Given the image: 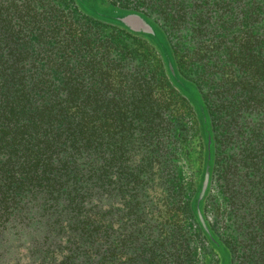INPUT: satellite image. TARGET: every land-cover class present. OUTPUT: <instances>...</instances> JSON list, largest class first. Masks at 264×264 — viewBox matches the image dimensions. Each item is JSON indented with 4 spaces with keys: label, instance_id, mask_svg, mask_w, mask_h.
Instances as JSON below:
<instances>
[{
    "label": "trees",
    "instance_id": "16d2710c",
    "mask_svg": "<svg viewBox=\"0 0 264 264\" xmlns=\"http://www.w3.org/2000/svg\"><path fill=\"white\" fill-rule=\"evenodd\" d=\"M106 1L127 9L168 7L179 30L204 37L199 42L208 41L214 55L229 62L224 87L198 84L176 65L166 29L149 23L173 57L168 67L156 50L161 75L176 90L172 75L189 83L188 101L200 125L202 178L193 173L180 185L197 184L182 209L206 246L199 264H264V0ZM186 7H198L190 27ZM77 9L0 0V243L4 252L25 249L29 262L23 264H171L180 253L152 235L147 202L155 178L164 177L159 168L167 141L175 143L179 133L162 122L166 108L152 97L150 77L104 65L92 49L84 53L97 40V27L102 33L117 25ZM72 13L91 24L80 28ZM116 35L131 46L113 49L110 61L127 59L137 67L132 34L118 28ZM215 186L225 195L219 208L209 200ZM214 208L234 233L216 231L207 217Z\"/></svg>",
    "mask_w": 264,
    "mask_h": 264
},
{
    "label": "rangeland",
    "instance_id": "374dc122",
    "mask_svg": "<svg viewBox=\"0 0 264 264\" xmlns=\"http://www.w3.org/2000/svg\"><path fill=\"white\" fill-rule=\"evenodd\" d=\"M7 1L9 2L10 0ZM11 1L22 4L23 7H30L31 5V7H37L39 9L62 7L65 12L67 8H81L83 14L81 10L77 9L81 11V15H88L97 20V22L117 25L116 30L111 29L112 27L107 25V28L102 33L97 27V40L92 42L89 47H86L84 53L90 54L89 52L92 49V51L97 52V58H101L104 65L106 63L111 65L114 64V67L119 70H121L123 65L129 68H136L138 70V75L143 76L144 74L146 77H150L151 82H153L152 97H155L157 102L166 108L162 113L161 120L163 123L169 124L173 133H179V136L178 141L175 143L167 141L169 149L166 150L163 163L160 164L159 168L162 171L164 169V177L162 180L160 177H156L154 187L149 191L150 195L147 205L149 209L152 210L150 215L152 219H150L149 224L153 226L152 235L156 234L158 236L156 238L161 240L160 242L163 243H161L162 245L180 253V257L171 264H199L200 253H202L206 246L203 247L204 243L195 235L197 226L195 219L182 209L184 207V202L192 199V189L196 188L197 184L191 189L187 188V186L183 187V189L180 188V185L186 183L187 177H189L188 175L190 174L194 173L198 182L201 180V171L203 170V161L205 158L198 118H196L188 101L192 88L182 77L172 75L171 78L177 88L176 90L174 86L167 83L161 75L162 65L159 55L162 57L166 66L171 67L173 65V57L161 33L154 28L153 33L146 36L141 29H132L122 21V18L129 12L141 15L139 14L140 10H150V15L147 16L142 14L144 18L141 17L154 26L158 24L161 28L164 27V30L166 29V33L170 37V40L172 38V41L175 43L176 52L174 57L176 65L181 72L185 71L191 77L195 78L198 84L201 82L211 88L224 87V84H227L230 79L231 66L229 62L223 57H218L216 54L214 55V51L212 52L211 47L212 44L208 41L205 40L206 42L200 43L199 41H202L201 39L204 37L196 40L191 38L190 31L187 29L179 30L177 28L179 26L177 23L173 22V18L170 19L167 17L166 11H168V7H130L127 9L125 7L119 8L109 5L106 0H87L89 2L77 0L79 6L74 0ZM186 9H190L188 14V27H190V25L194 24L196 21V18L194 20V15L197 13L198 7H186ZM124 11L126 12L125 14H123ZM74 14L75 13H72V21H74L76 25H80V23L83 24L80 28L84 29L86 25L91 24V18L89 20H84L82 17H79V20L76 21ZM63 15L64 18L69 17L64 13ZM221 18L222 17L219 15L217 20ZM204 20H208L205 15ZM62 21L65 22L64 20ZM75 24L71 25V27H75ZM118 28L125 29L132 34L129 42L132 41L134 52L138 55V59H140L137 67L133 65L135 63L131 62L129 66V63L126 62L127 59H123L118 63L113 62L114 60L110 61V59L116 55L113 49L117 52L120 50L124 52L131 46V42L129 44L118 40L116 35ZM103 33L106 35L104 36ZM191 35H193V33H191ZM106 38H108V42H106L104 47L101 40ZM107 43L108 46L111 47L110 49H107ZM94 44H97V47H94ZM156 50L159 55L156 53ZM114 74V80L116 81L115 78H117V73L114 72ZM116 86L123 89L125 88L126 93L129 92L124 84L117 83ZM207 88L208 87H205L204 91ZM185 96H187V98ZM179 139H181V141ZM226 149H224L223 152L228 153L229 156L232 150L229 147ZM186 151L187 153L185 154ZM182 156H185L186 160H184ZM157 167L158 165H156L155 168ZM159 180L162 182L159 183ZM221 190L222 188L220 186H215L211 192L212 196L209 199L210 203L213 205L215 204V207L218 206V208L222 205V199H224L225 196ZM207 217L209 222L215 226L216 231L221 235H227L228 232L232 231L229 227L230 223L228 220L225 219V216H221L216 208H214V213H208ZM232 232L234 233L235 231ZM233 235L235 236V234ZM0 253H2L0 255V264H15L17 259H19L22 264L29 262L26 250L22 247H7L4 252V243L1 242ZM209 259L210 256L207 255L206 260L209 261ZM239 260H241V258H239Z\"/></svg>",
    "mask_w": 264,
    "mask_h": 264
},
{
    "label": "water",
    "instance_id": "95a60500",
    "mask_svg": "<svg viewBox=\"0 0 264 264\" xmlns=\"http://www.w3.org/2000/svg\"><path fill=\"white\" fill-rule=\"evenodd\" d=\"M122 21L129 25L134 30H140L145 33L151 35L153 33L154 28L151 24L146 22L140 15L135 13H129L122 18Z\"/></svg>",
    "mask_w": 264,
    "mask_h": 264
}]
</instances>
